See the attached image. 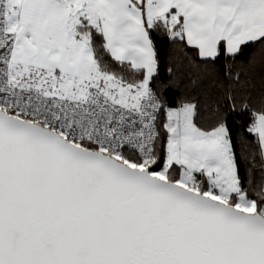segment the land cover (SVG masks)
Instances as JSON below:
<instances>
[{"label":"snow or ice","instance_id":"1","mask_svg":"<svg viewBox=\"0 0 264 264\" xmlns=\"http://www.w3.org/2000/svg\"><path fill=\"white\" fill-rule=\"evenodd\" d=\"M0 264H264V0H0Z\"/></svg>","mask_w":264,"mask_h":264},{"label":"trees","instance_id":"2","mask_svg":"<svg viewBox=\"0 0 264 264\" xmlns=\"http://www.w3.org/2000/svg\"><path fill=\"white\" fill-rule=\"evenodd\" d=\"M160 57L162 60L161 65V73L162 75H166L167 69L171 63H175L177 66L183 67L185 73L187 72H195V69H191L187 65V61L185 59L184 52L180 50V45H173L171 42H162L160 44ZM208 112L205 113V116H209ZM239 119V118H237ZM234 134L240 133L241 129L238 125H233Z\"/></svg>","mask_w":264,"mask_h":264}]
</instances>
